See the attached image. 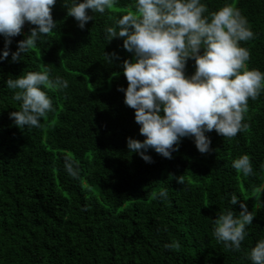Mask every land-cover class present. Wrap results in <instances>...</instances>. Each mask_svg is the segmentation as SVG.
<instances>
[{
    "label": "trees",
    "instance_id": "1",
    "mask_svg": "<svg viewBox=\"0 0 264 264\" xmlns=\"http://www.w3.org/2000/svg\"><path fill=\"white\" fill-rule=\"evenodd\" d=\"M130 2L118 0L112 10L95 13L81 30L57 0L53 32L23 61L11 63L10 56L0 63V264H252L246 253L264 238V195L253 193L264 184V91L248 99L247 127L236 136L207 133L209 154L190 138L172 159L149 150L154 162L148 163L131 153L127 138L145 137L117 88L128 86L120 65L132 54L122 39L108 44L104 34ZM203 2L210 12L226 3L242 12L255 38L240 46L250 51L248 67L264 72V0ZM30 27L13 38L12 51ZM4 45L0 36V54ZM113 51L121 60L108 64L104 52ZM43 67L68 79L69 87L45 89L55 110L39 128L20 129L10 119L19 103L6 81ZM245 153L254 171L248 177L232 167ZM65 156L78 162V179L64 171ZM181 175L183 184L175 178ZM163 188L165 200L158 198ZM233 192L250 211L256 206L240 251L226 249L213 235V220L230 207ZM231 207L241 211L239 204ZM172 241L181 247L166 248Z\"/></svg>",
    "mask_w": 264,
    "mask_h": 264
},
{
    "label": "clouds",
    "instance_id": "2",
    "mask_svg": "<svg viewBox=\"0 0 264 264\" xmlns=\"http://www.w3.org/2000/svg\"><path fill=\"white\" fill-rule=\"evenodd\" d=\"M56 4L57 0H0V36L5 41L0 63L10 56L11 63L23 61L39 40L53 32ZM117 4L118 0H63L67 15L81 30L95 19V13L103 14ZM26 24L35 27L12 51L13 38L23 34ZM104 34L108 44L122 39L123 49L132 54L120 65L128 86L117 88L124 93V103L135 110L140 135L145 137L142 141L127 138L131 153L148 163L154 162L149 150L172 159L183 138H190L201 154H209L213 149L207 133L215 130L232 138L247 127L242 121L248 99L255 100L264 91V72L248 67L250 51L240 42L254 39L255 33L232 4L210 12L203 0H131L123 14L104 28ZM104 57L108 64L121 60L116 51L104 52ZM190 60L195 62L192 74L186 71ZM6 85L19 103V110L10 112L15 126L39 128L42 119L55 110L45 89L63 91L69 81L43 67L9 76ZM232 167L245 177L254 175L249 154L235 158ZM63 169L74 179L80 176L78 162L71 156L64 157ZM175 178L184 183V175ZM253 193L258 198L264 195V184ZM167 197L168 189H161L158 198ZM237 204L238 214L231 207ZM229 205L213 220V235L226 249L240 251L246 227L256 217V206L250 211L235 192L230 193ZM165 247L179 249L181 244L172 241ZM246 255L252 264H264V238Z\"/></svg>",
    "mask_w": 264,
    "mask_h": 264
}]
</instances>
